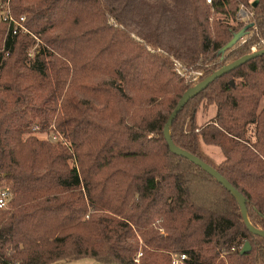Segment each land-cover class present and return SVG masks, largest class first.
Returning <instances> with one entry per match:
<instances>
[{
    "label": "trees",
    "instance_id": "obj_1",
    "mask_svg": "<svg viewBox=\"0 0 264 264\" xmlns=\"http://www.w3.org/2000/svg\"><path fill=\"white\" fill-rule=\"evenodd\" d=\"M10 3L43 47L28 66L34 38L0 19V188L11 195L0 209V264H173L182 255V264H264V237L236 197L165 139L195 86L175 61L202 72L201 83L253 54L264 0ZM241 5L254 16L232 24ZM202 106L216 115L199 127ZM53 126L67 146L38 137ZM170 133L246 199L249 222L264 230V55L190 99Z\"/></svg>",
    "mask_w": 264,
    "mask_h": 264
},
{
    "label": "water",
    "instance_id": "obj_2",
    "mask_svg": "<svg viewBox=\"0 0 264 264\" xmlns=\"http://www.w3.org/2000/svg\"><path fill=\"white\" fill-rule=\"evenodd\" d=\"M243 37V33L239 34L235 39L224 48L223 53L232 48L241 38ZM264 55V49L258 52H255L249 56H246L244 58H241L237 60L236 62L227 65L223 67L218 72L211 75L209 78L205 79L203 82L197 84L195 87L191 88L180 100L179 104L175 108L174 112L171 114L166 126H165V139L168 142L170 151L178 156H182L189 161H191L196 166L202 168L204 171H206L208 174H210L212 177H214L216 180H218L223 186L231 192L236 199L240 203L241 207V213L244 219V222L246 226L249 228V230L259 236L264 237V230H257L255 229L251 223L249 222L248 215H247V207H246V199L237 191L234 189V187L223 177L221 176L215 169H213L211 166L206 164L204 161L199 159L198 157L178 148L172 140L170 128L173 124V121L176 119L177 115L181 112V110L185 107V105L188 103L190 99H192L194 96H196L198 93L204 91L207 89L212 83H214L217 79L223 77L224 75L232 72L233 70L243 66L247 62L251 61L254 58L260 57ZM233 84V83H232ZM251 251V246L247 243L244 248L242 249L241 253L242 255L248 253Z\"/></svg>",
    "mask_w": 264,
    "mask_h": 264
},
{
    "label": "rangeland",
    "instance_id": "obj_3",
    "mask_svg": "<svg viewBox=\"0 0 264 264\" xmlns=\"http://www.w3.org/2000/svg\"><path fill=\"white\" fill-rule=\"evenodd\" d=\"M208 4H211V3H209V0H208ZM243 6L245 7L244 8L245 11L249 14V18H247L245 21H240V20H238L237 15L239 13L240 8ZM10 7H11V3H10L9 8ZM240 8H239V10L235 16V20L233 21L231 19L232 24H237V23L247 24L253 18V16H254L253 11H252L253 9L251 7L246 6V5H241ZM29 32H30L29 34L27 33L29 35V37L34 38V40L36 42L27 51L26 63L28 64V66H32L34 64V62L36 61V56H37L38 52H40V50L43 47V43L30 30H29ZM21 35H26V34H21ZM245 42H246V39L243 40V43H245ZM253 47H256L257 52H258L259 48H264V40H261L257 45H255ZM175 68H176V72L180 76L188 77V79H189V81H191L192 85H195V86L197 84H199L200 78L203 76L202 72H187V71H185L184 69H182V66L178 61H175ZM195 86H193V87H195ZM215 115H216V107L215 106H202L199 110L198 117H197L198 126L203 127V126L208 125V123H210L214 119ZM36 130H38L36 133L38 134V137L40 139H43V140H46V139L52 140L53 139L54 141L60 142L63 145H66V146L68 145L65 138L62 136V134H60L61 132H59L54 126L49 128V130L42 129L43 134H40L41 132H39V130H40L39 128H36ZM252 139L253 138H251V140ZM203 149H204L206 155L210 159L215 161L217 164H220L222 161H224L225 157H224V154L220 148L215 147V146L204 145ZM56 264H93V262L89 259H81V260L72 261V262L63 261V262H58Z\"/></svg>",
    "mask_w": 264,
    "mask_h": 264
},
{
    "label": "built area",
    "instance_id": "obj_4",
    "mask_svg": "<svg viewBox=\"0 0 264 264\" xmlns=\"http://www.w3.org/2000/svg\"><path fill=\"white\" fill-rule=\"evenodd\" d=\"M11 0H8L6 3L1 4V10H2V20L5 22H9L13 24V34H29L28 28L25 26L26 17H21L20 19H17L13 16L11 9L9 8ZM209 3H211V0H209ZM245 7H241L239 10V13L237 15L238 20L245 21L247 18H249V14L245 11ZM252 52H257V48L253 47ZM10 193L7 190L1 189L0 190V209H4L8 206V202L10 200ZM142 256V253L138 255V258ZM187 257L182 255L181 258H174L173 264H182L183 260H186Z\"/></svg>",
    "mask_w": 264,
    "mask_h": 264
}]
</instances>
